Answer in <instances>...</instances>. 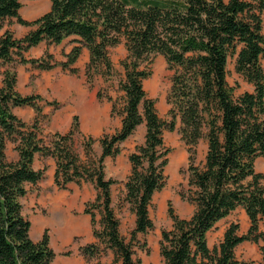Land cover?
Listing matches in <instances>:
<instances>
[{
  "label": "trees",
  "instance_id": "1",
  "mask_svg": "<svg viewBox=\"0 0 264 264\" xmlns=\"http://www.w3.org/2000/svg\"><path fill=\"white\" fill-rule=\"evenodd\" d=\"M22 8V0H0V29L14 18L31 27L21 38L11 30L0 35V64L17 57L43 70L61 66L76 73L74 65L86 47V76L91 84L97 77H114L109 50L125 42L124 73L118 80L124 92L122 110L112 103V115L122 120L116 132L101 136L98 156L96 140L88 135L83 159L76 146L82 135L79 115L67 132L45 134L44 97L19 92L16 73L6 71L0 86V264H52L56 258L48 233L35 241L32 222L24 214L28 186L40 183L47 169L35 168L37 155L55 160L54 181L59 189L71 183L95 185L97 194L86 203L84 213L90 216L98 241L81 246V252L98 258L111 250L115 264H142L133 242L139 233L154 228L150 206L167 184L165 168L172 151L164 134L174 131L178 121L189 153L187 187L180 195L194 211L181 218L170 204L173 226L162 231L160 240L165 264H247L236 256V248L247 241L263 242L264 264L260 228L264 172L256 170L257 159L264 157V0H52L50 10L34 20L24 19ZM70 37L75 45L65 61H53L49 51L43 58L25 56L42 42L60 45ZM157 55H163L174 70L167 96L168 120L160 117L155 99L144 87ZM234 57L237 73L254 86L237 98L227 79L228 63ZM101 93L97 92L100 101H113L111 95ZM52 103L60 106L58 101H46ZM17 107H32L35 120L20 118L14 112ZM143 123L145 140L129 156L131 173L125 183V201L136 216L128 242L113 205L112 186L117 180L106 177L104 162L118 156L121 144ZM203 139L208 144L206 156L197 162V146ZM8 142L14 143L16 160L8 157ZM239 207L249 217V231L239 234L240 225L232 223L211 249L208 233Z\"/></svg>",
  "mask_w": 264,
  "mask_h": 264
},
{
  "label": "rangeland",
  "instance_id": "2",
  "mask_svg": "<svg viewBox=\"0 0 264 264\" xmlns=\"http://www.w3.org/2000/svg\"><path fill=\"white\" fill-rule=\"evenodd\" d=\"M31 0H22L24 9L20 12L21 16L29 15L37 8V5L31 4ZM35 1V0H34ZM42 1V0H36ZM32 7H31V6ZM31 7V8H30ZM264 17V13H263ZM26 18V17H25ZM32 20V18L30 19ZM31 30V27L22 26L17 19L8 20L3 28L0 29V35L6 30H11L15 37H23L25 30ZM74 42L68 38L60 45H48L42 42L35 49L29 50L25 56L28 58L46 57V51L53 54V61L61 62L67 59V50L72 49ZM110 56L114 64V77L104 80L97 77L93 83H88L86 76V66L89 61V55H81L75 65L77 72L72 73L61 66L51 70H43L31 63H21L16 59L10 63L0 64V86L6 71L16 73L21 82H17V89L24 95L28 92L40 95H97L101 91L102 95H111L113 101L107 99L100 101L115 102L117 109L122 110L123 94L120 90L118 80L123 75L124 69L121 61L127 56L125 42L111 47ZM85 58V59H84ZM79 65V66H78ZM152 75L144 81V87L148 95L155 99L156 109L160 117L168 120L170 105L167 102V96L172 85V76L174 70L168 67V63L163 55H157L154 59ZM228 83L233 88V95L237 98L245 92H252L254 86L247 82L235 69V57L230 58L228 63ZM44 97V96H43ZM41 101L44 106L45 116L42 118V127L45 134L54 132H67L69 125L63 122L66 116V109L70 108L69 103L59 102L60 106L54 103L46 104L47 99ZM51 101H57L51 100ZM63 102V105H62ZM120 110V111H121ZM14 112L26 122H33L36 117L35 110L31 107L14 108ZM122 117L112 115V120L104 133H114L121 125ZM180 122L174 131H166L164 134L165 144L172 151L168 155V165L165 173L168 176L165 188L157 192L150 206V216L154 222V228L147 234L139 233L134 240L136 255L142 260V264H165L160 253V240L162 231L171 229L173 220L169 214L170 204L175 213L181 218L191 216L194 206L184 200L180 191L187 187L189 153L185 142L179 132ZM82 135L76 140L77 150L81 157L86 159L84 152V142L88 135L92 134L95 138L94 154H101L100 132L91 133L82 128ZM146 134V124L143 123L137 127L136 131L127 141L122 143V152L116 157L106 158L105 172L107 178L116 179L117 182L112 186L113 205L120 219V231L128 242L132 241V230L135 228L136 216L131 210L130 204L125 201L126 187L125 183L131 173V163L129 156L135 151L136 147L144 142ZM208 144L203 139L197 146V162L205 159ZM7 153L9 159H15L17 152L14 149V143L8 142ZM47 167L45 178L36 185H29V193L23 198L24 214L31 220V236L35 241L41 240L44 233L47 232L50 237V245L56 252V258L52 264H96L97 261L103 264H115L114 253L109 250L98 258L86 257L80 250L81 246L97 242L93 236L92 226L89 215L84 213L86 203L93 200L97 194L95 185L92 182H83L82 184L71 183L67 189H59L55 185V160L51 157L38 156L35 161V168L41 169ZM258 172H264V158L260 157L256 161ZM100 215L97 213V219ZM232 223L240 225L239 234H245L249 231L251 222L245 210L239 207L228 217L224 218L208 233V243L211 249L218 245L224 237L225 231ZM260 228L264 231V218L261 220ZM263 242L258 243L247 241L236 248V256L239 260L247 264H262L263 255L261 246Z\"/></svg>",
  "mask_w": 264,
  "mask_h": 264
},
{
  "label": "crops",
  "instance_id": "3",
  "mask_svg": "<svg viewBox=\"0 0 264 264\" xmlns=\"http://www.w3.org/2000/svg\"><path fill=\"white\" fill-rule=\"evenodd\" d=\"M30 3L37 5V8H35L31 14L25 15L23 17L26 20H30L31 18H32V20H34V19L42 16L46 12H48L51 8L52 0H42V1L31 0ZM23 7H24V5H23ZM22 10L20 12H22ZM28 32H29V29L25 30L23 33V36H25ZM71 38L72 37H70V39ZM38 46H36V47H38ZM36 47H33L31 49L33 50ZM70 51H71V47H70V49L67 50L66 53L68 54ZM83 54L86 56H87V54L89 55V50L86 47L83 48L82 55ZM74 66L77 67V65H74ZM21 80L22 79H20L18 77V83L21 82ZM30 94H32V93L28 92L27 95H30ZM42 96H44L48 101L56 99L58 102L63 101L65 103H69L70 108L66 109L67 114H66L63 122L66 126L69 125L71 127L74 116L79 115L81 132L83 131L82 128H84L85 130H88L91 133L100 132L101 134H103L104 129L109 127L110 122L112 120V103L105 101L102 103V107H101L100 106L101 102L99 101L97 95H42ZM63 102H62V105H63ZM17 108H20V107H17ZM31 109H33V108L31 107ZM70 127H69V129H70ZM120 127H121V125H120ZM90 136H92L94 138V136L92 134H90ZM100 138H101V136H100ZM101 152H102V148H101ZM38 156L39 155H37V157ZM37 157H36V159H37ZM17 158H18V154H17L15 160ZM55 165H56V162H55ZM90 222H91V220H90Z\"/></svg>",
  "mask_w": 264,
  "mask_h": 264
}]
</instances>
